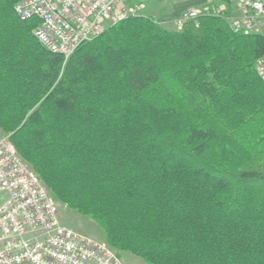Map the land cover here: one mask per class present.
<instances>
[{
	"label": "trees",
	"instance_id": "trees-1",
	"mask_svg": "<svg viewBox=\"0 0 264 264\" xmlns=\"http://www.w3.org/2000/svg\"><path fill=\"white\" fill-rule=\"evenodd\" d=\"M19 1L0 0V130L56 203L146 264H264V34L136 15L65 62Z\"/></svg>",
	"mask_w": 264,
	"mask_h": 264
},
{
	"label": "built area",
	"instance_id": "built-area-1",
	"mask_svg": "<svg viewBox=\"0 0 264 264\" xmlns=\"http://www.w3.org/2000/svg\"><path fill=\"white\" fill-rule=\"evenodd\" d=\"M142 9L137 0H21L14 6L21 20L40 21L35 38L65 62L108 26ZM204 17L225 19L236 34H264V0H237L231 9L205 3L174 25L181 30ZM256 71L264 84V56ZM10 138L0 130V264H125L106 242L60 225L58 204Z\"/></svg>",
	"mask_w": 264,
	"mask_h": 264
},
{
	"label": "rangeland",
	"instance_id": "rangeland-1",
	"mask_svg": "<svg viewBox=\"0 0 264 264\" xmlns=\"http://www.w3.org/2000/svg\"><path fill=\"white\" fill-rule=\"evenodd\" d=\"M137 1L143 7L142 11L140 12L141 16L152 17L155 20H160L161 25L165 29L170 31H176L178 29L174 25V21L176 19L170 20L169 16L173 12L176 6L191 0H137ZM236 1L237 0H206L204 3H199L188 7L185 11L193 7L203 5L205 3H209L211 5L219 6V7L225 6L226 8L231 9V7ZM263 32H264V28H263ZM24 162L29 166V164L25 160ZM58 206H59V213L57 218L60 225L65 226L67 228L78 229L82 231L84 234L95 238L96 240L103 241L104 239L103 232L93 221L79 215L77 212L69 210L65 206H62L60 204ZM118 256L125 264H146L140 258L130 254L118 253Z\"/></svg>",
	"mask_w": 264,
	"mask_h": 264
}]
</instances>
